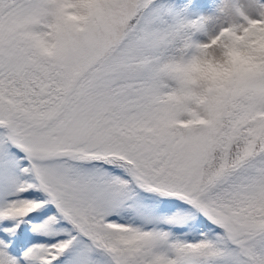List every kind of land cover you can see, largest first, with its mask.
<instances>
[{
  "label": "snow or ice",
  "instance_id": "obj_1",
  "mask_svg": "<svg viewBox=\"0 0 264 264\" xmlns=\"http://www.w3.org/2000/svg\"><path fill=\"white\" fill-rule=\"evenodd\" d=\"M66 2L0 0V264H264V67L173 72L264 0Z\"/></svg>",
  "mask_w": 264,
  "mask_h": 264
},
{
  "label": "clouds",
  "instance_id": "obj_2",
  "mask_svg": "<svg viewBox=\"0 0 264 264\" xmlns=\"http://www.w3.org/2000/svg\"><path fill=\"white\" fill-rule=\"evenodd\" d=\"M65 7L68 11L73 10L66 0ZM66 22L83 30L80 27L83 16L70 15ZM249 39L242 30L221 32L207 47L194 51L187 60L177 62L173 72L197 89L201 102H204L210 91L222 89L237 77L264 67V38L257 32L255 44H250Z\"/></svg>",
  "mask_w": 264,
  "mask_h": 264
}]
</instances>
